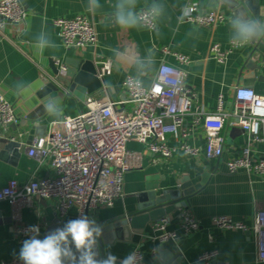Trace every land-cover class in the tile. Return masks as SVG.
Returning <instances> with one entry per match:
<instances>
[{"label":"crops","instance_id":"1","mask_svg":"<svg viewBox=\"0 0 264 264\" xmlns=\"http://www.w3.org/2000/svg\"><path fill=\"white\" fill-rule=\"evenodd\" d=\"M194 1L196 0H136V13L153 8V4L157 5L153 8L156 11L162 9L156 29L151 31L141 23L138 27L128 29L115 25L113 12L117 0H99L101 7L94 14L87 11L88 0H20L27 10L25 24L9 26L7 33L21 42L26 54L0 37V97L13 105L19 118L17 125L0 129V152L10 141L20 142L24 149L17 158L12 153L6 159L0 157V189L11 180L24 184L54 174L49 160L40 164L28 155L29 145L26 142L31 122H38L48 129L49 124L56 120L43 107L53 99L48 94H41L48 80L42 77L32 60L49 72L51 62L56 60L62 63L86 60L92 62L98 70L100 62L109 60L112 63V72L104 77L105 85L92 94L103 91L112 101L120 102L126 97L122 82L127 75L138 78L145 87H149L161 63L178 65L173 56L163 52L164 48L171 53L187 55L191 63L183 66L186 71L185 84L195 94L192 114L187 117L188 123L200 112L215 111L219 96L224 98L225 110L231 111L233 90L237 86H244L248 71L242 69L249 58L257 62L262 70V77L254 79L250 88L264 95V39L258 47L248 43L231 49L228 19L215 28H207L182 18L183 9ZM261 5L264 6V0ZM233 6V1L230 6L219 0L199 2L201 9L222 10L227 18L234 11ZM77 15H85L91 20L98 42L84 50H66L58 29L51 20ZM41 31L46 32L57 45L55 49H46L42 55L33 47L35 38ZM213 44H219L228 51L224 64H219L212 58L210 47ZM149 49L153 51V58ZM18 82L32 84L36 94L30 97L17 96L13 88ZM54 99L63 109L60 120L75 116L86 109V99L80 101L67 96ZM19 133H24V136L19 138ZM223 136L224 151L217 160H210L205 156L206 138L202 128H198L189 139L191 145L201 149L197 156L186 155L180 150L170 160H164L149 154L135 140L127 144L129 151L142 155V166L125 173L124 195L112 207H99L88 212L89 219H94L97 224L128 215L137 204L138 194L144 192L147 185L168 190L185 176L190 177L192 184H198L201 178L196 172L197 169H203L210 175L206 183L189 198L186 208L176 209L166 217L170 220L169 230L178 234L177 241H153L151 237L155 233L151 224L142 235L133 234L130 243H117L108 248L106 255H115L119 264L135 247H139L144 254L143 264H158L160 254L170 257L175 252L182 255V264H200L199 258L203 253L217 251L218 255L212 260V264H264L258 261L253 234L234 229L219 230L212 222L213 217L227 216L251 226L256 214L264 211V177L248 175L244 171L230 174L227 169L228 161L236 158L249 143L253 160H264V143L250 142L248 135L229 121ZM185 210L190 211L200 221L201 227L196 232H182L180 220ZM15 212L7 203L0 202V263L19 257L23 242L30 238L18 236V226L40 225L38 238L42 239L50 233L48 229L52 225L51 219L60 220L56 227L58 228L63 227L69 220L79 218L76 206L71 207L63 218H59L56 200L38 198L34 199L33 207L22 208L17 216ZM153 249H157L156 255H153Z\"/></svg>","mask_w":264,"mask_h":264},{"label":"built area","instance_id":"2","mask_svg":"<svg viewBox=\"0 0 264 264\" xmlns=\"http://www.w3.org/2000/svg\"><path fill=\"white\" fill-rule=\"evenodd\" d=\"M199 2L200 0H196L185 7L191 8L190 16L182 13L185 21L207 28H215L227 21L224 11L203 10L199 7ZM151 9V13L143 9L137 15L140 23L153 31L157 27V19L153 13L157 11ZM26 15L27 10L20 0H0V37L24 54L21 42L13 39L7 30L12 25H24ZM51 21L57 27L66 50H84L98 42L94 24L85 15ZM230 47L237 49L241 46L231 42ZM163 52L173 56L178 65L161 63L149 87H145L138 78L127 75L122 82L126 93L124 100L114 102L100 91L87 96L84 111L57 123L51 122L46 133L35 137L29 145L28 155L40 164L49 160L53 176L24 184L11 180L0 189V202L14 208L17 216L22 208L33 207L35 198L56 200L59 218H63L73 206L77 207L80 218L86 216L87 211L112 207L116 200L123 197L125 173L142 166V155L127 149L130 141L139 142L149 154L164 160H170L180 150L186 155L197 156L201 149L191 145L189 139L198 128H202L206 138L205 156L210 160H217L224 151L223 131L229 121L232 125L239 126L248 135L250 142L264 143V95L250 87L234 88L230 112L225 110L223 96H219L215 111L200 112L188 123L187 117L192 114L195 94L185 84L186 71L183 66H188L191 60L187 55L171 53L167 48ZM227 53L219 44L210 47L212 58L219 64L225 63ZM32 62L40 70L42 77L57 82L56 76L33 60ZM54 64L65 71L60 60L54 61ZM111 72V61L100 62L99 78H104ZM168 76L181 81L175 91L174 83L169 84L164 78ZM18 122L13 105L0 97V129L10 128ZM23 136L24 133L18 134L19 138ZM227 169L230 174L244 171L248 175L264 177V160H253L249 143L236 158L228 161ZM212 222L219 230L251 232L254 235L258 261L264 262V211L256 214L251 226L227 216L213 217ZM169 224L170 220L166 217L153 224L155 235L151 239L159 243L177 241L178 234L169 230ZM36 226L40 230V225ZM30 227L18 226V236L27 238L34 235ZM180 227L184 234H190L199 230L201 224L190 211L185 210L181 214ZM132 252L137 253L138 264H143L144 254L140 248L135 247ZM152 253L156 255L157 249H153ZM217 255V251L205 252L200 256L199 262L212 264ZM0 264L24 262L19 257H14Z\"/></svg>","mask_w":264,"mask_h":264},{"label":"water","instance_id":"3","mask_svg":"<svg viewBox=\"0 0 264 264\" xmlns=\"http://www.w3.org/2000/svg\"><path fill=\"white\" fill-rule=\"evenodd\" d=\"M225 5L230 6L233 1L235 10L238 6L246 9L250 15L259 16L264 19V6L261 5L262 0H223ZM263 39L251 42L258 47ZM65 71L57 67L54 61L50 64L51 73L56 76V81H48L43 88L41 94H48L52 98L74 97L80 101H84L86 97L105 85L104 78L98 77L97 67L90 61L72 60L63 63ZM247 70L245 87H250L254 79L262 77L261 66L257 62L249 58L242 69ZM47 131V126L41 125L38 122H31L27 145H30L35 137L43 136ZM24 149L18 141H10L0 152L1 158H7L9 153L14 157H18L19 153ZM200 174V182L192 184L190 177L185 176L177 180L175 186L168 190H160L157 186H146L144 192L138 194L137 204L135 208L126 216L100 223L103 226V234L98 238L97 251L98 259L106 256V250L114 247L117 243H130L133 234L142 235L146 227L159 222L167 217L176 209L186 208L189 198L199 190L208 180L209 173L203 169H197ZM160 191L159 193H157ZM88 217V211L86 213ZM89 218V217H88ZM60 220L51 219L52 225L49 227V232L56 229ZM249 234H252L249 232ZM158 264H182V255L175 252L170 257L160 254Z\"/></svg>","mask_w":264,"mask_h":264},{"label":"clouds","instance_id":"4","mask_svg":"<svg viewBox=\"0 0 264 264\" xmlns=\"http://www.w3.org/2000/svg\"><path fill=\"white\" fill-rule=\"evenodd\" d=\"M223 2V0H219ZM101 7L99 0H88L87 11L93 14ZM136 0H117L113 12V23L122 28H134L140 26V18L135 11ZM153 8L157 5L153 4ZM152 12V9H147ZM184 16H190L191 8L183 10ZM162 15V9L153 13L158 19ZM228 29L230 42L237 46H244L259 39H264V19L253 16L242 7H237L228 15ZM34 50L43 54L46 49H55L57 45L51 40L46 32L41 31L35 38ZM152 54L151 49L148 50ZM154 63V60L152 59ZM169 84L174 83L175 91L181 84L178 78L164 77ZM17 96L35 95L36 91L32 84L18 82L13 88ZM45 112L56 118L53 123L59 122L63 117V109L50 99L43 105ZM34 233L26 239L19 252V258L24 264H117V257L108 253L104 258L98 259V238L103 234V226L94 219L81 216L67 221L63 227H58L48 233L44 238L39 237V228L31 226ZM119 264H138L136 252L130 253Z\"/></svg>","mask_w":264,"mask_h":264}]
</instances>
